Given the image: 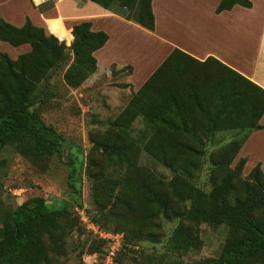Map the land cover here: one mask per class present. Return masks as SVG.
I'll return each instance as SVG.
<instances>
[{
    "label": "trees",
    "instance_id": "obj_1",
    "mask_svg": "<svg viewBox=\"0 0 264 264\" xmlns=\"http://www.w3.org/2000/svg\"><path fill=\"white\" fill-rule=\"evenodd\" d=\"M90 1L153 29L150 0ZM115 3L124 12L113 9ZM234 4L250 7L249 0H218L214 11ZM70 34L71 40L60 38L27 17L20 26L0 18L1 41L28 45L14 58L0 51V149L10 144L33 161L60 156L63 138L42 121L34 105L40 98L34 93L56 69L67 87L76 88L96 69L92 52L107 39L104 31L90 29L87 20L72 24ZM263 112L264 89L211 56L197 60L172 48L91 140L92 151L112 169L108 182L92 179L91 185L96 212L107 210L103 214L111 218L107 231L154 242L155 221L168 214L179 223L167 236L164 252L179 254L198 247L200 222L223 224L226 234L216 257L187 262L172 256L159 264H264V176L258 162L241 176L244 156L230 166L248 134L263 127L258 122ZM136 118L140 125L132 132ZM216 131H230L231 136L207 152V140ZM141 149L172 172L168 180L146 168L138 175ZM203 162L208 164L207 188L195 180ZM67 163L72 165L69 197L74 198L80 162L69 158ZM67 205L66 200L47 204L43 197L31 196L1 211L0 264H61L65 252L60 222ZM87 219L102 230L96 217Z\"/></svg>",
    "mask_w": 264,
    "mask_h": 264
},
{
    "label": "rangeland",
    "instance_id": "obj_2",
    "mask_svg": "<svg viewBox=\"0 0 264 264\" xmlns=\"http://www.w3.org/2000/svg\"><path fill=\"white\" fill-rule=\"evenodd\" d=\"M1 1L3 0H0V4ZM76 2L80 3L79 8L88 3L94 5L86 0H63L55 4L51 10L58 12V15L70 13L71 17H75L79 12H74V8L70 5ZM163 2L162 6H170L168 1L163 0ZM200 2L205 5L215 4L213 0H200ZM185 3L186 5L193 4L197 3V0H183L175 2L173 5ZM94 6L97 8L94 12L98 13L99 10H102L100 6L96 4ZM168 8L169 12L165 15L167 18L157 19V22H162L164 26L163 30L160 29L164 31L166 37L173 36L176 31L183 35L185 5ZM113 9L124 12V9L117 3L114 4ZM84 11L88 12L89 9ZM159 11L161 10L159 9L157 13ZM61 22L63 26L67 27L63 19ZM108 23H110L108 24L109 29H107L108 35L114 32L121 45L117 52L119 56H115L116 59H111L110 54L98 58V65L94 72L76 88H69L63 83L61 70H52L48 80L40 84L34 93L36 98H40V101H35L34 105L42 121L51 125L63 138L60 156L52 155L33 161L17 153L10 144L0 149V212L11 209L21 200L31 196H41L47 204L66 200L68 205L60 222L63 225L65 252L59 257L61 264H103V260L100 259L104 257V254L111 251L115 253L116 250V264H132L133 261L140 264H159L172 256L187 262L216 257L226 234V227L223 224L213 226L206 222H200L198 224L200 242L196 249H189L179 252V254H167L164 252V242L173 227L179 223L177 218L170 217L168 214L160 215L152 230L156 238V241L153 242L144 238L134 239L132 237L127 240L120 231H107L112 227L111 218L103 214L107 210L102 213L96 212L91 198L92 179L96 183L108 182L106 179L112 174V169L99 153L92 151L91 140L93 137H98L108 122L123 108L130 94L147 77L149 74L147 71L154 64H142L141 62L144 51L142 52V49L139 50V48L155 46L154 38L145 34L142 27L126 24L117 26L110 21ZM168 24L171 26L167 27ZM160 25L158 24L159 27H161ZM94 26L106 27L105 24L98 25L97 23H94ZM44 29L48 32L47 28ZM64 44L68 45V43ZM156 47L161 49L165 46L157 45ZM2 49L10 57H14L17 53L28 50V46L13 47L0 41V51ZM145 73L147 74L145 75ZM139 125L140 120L136 118L132 124V132ZM230 136V131L214 132L207 140V152L226 142ZM246 152L245 147L241 146L230 166L239 156H244L245 163L240 171L241 176H245L257 162L264 176V157L249 153V155H245ZM69 158L75 163L80 162L79 193L74 198L69 197L67 184L72 166L67 163ZM89 159L92 160L93 165L88 164L90 161L87 160ZM207 167V162H203L195 177L196 183L203 188H207L205 185ZM137 168H140L141 174L140 171L138 172L140 177L144 174L143 168L152 171L157 178L163 181L168 180L172 175L167 167L157 163L142 149L138 153ZM109 214L111 213L109 212ZM89 216L98 219L97 224L102 227V231L91 227L87 219ZM99 232L112 235L102 238L103 235H99ZM104 235L107 237L106 234ZM100 239L103 240V243H99Z\"/></svg>",
    "mask_w": 264,
    "mask_h": 264
},
{
    "label": "crops",
    "instance_id": "obj_3",
    "mask_svg": "<svg viewBox=\"0 0 264 264\" xmlns=\"http://www.w3.org/2000/svg\"><path fill=\"white\" fill-rule=\"evenodd\" d=\"M61 1L63 0H47L34 6L29 0H3L0 4V18L15 26H20L27 17L32 24L47 28L49 33L60 38L68 37L70 40L72 38L70 26L82 20L89 21L90 29L105 30L104 32L107 34V39L102 46L92 52L97 63L96 67L98 65V58H103L110 54L112 56L110 57L111 59H116L117 57L115 56L118 55L117 52L120 50L121 45L119 38L116 37L117 35H114V32L108 35L109 21L117 26L126 24L134 25V27L138 25V28L142 27L136 22L127 20L107 9L101 8L102 10H99L98 13L94 12L97 8L94 6L95 3L90 0L86 1H90L94 5L89 3L86 5L81 4L83 5L81 8L78 7L80 4L78 2L70 5V7L74 8V12H79L75 17H71L70 13L58 15V12L52 11L51 8ZM165 1H168L170 6H162L163 0H150L153 29L148 30L142 27L145 34L153 37L155 41L154 47L146 48L145 46L144 48H139V50L142 49V52L144 51V54H142V64L154 63L147 71L149 74L172 48H177L197 60H203L207 56H211L264 89V0H249L250 7L234 4L231 8L219 12L214 11L218 0H213L215 4L209 5L201 4L200 0H197V3L188 5L186 3L173 5L175 2L178 3L183 0ZM182 5H185L184 34L182 35L181 32L176 31L173 36L166 37L164 31H162L164 28L163 23L157 22V19L162 20L163 18H167L165 15L169 12L168 7L175 8ZM86 9H89V11L85 12L84 10ZM159 9L161 11L157 13ZM57 16L59 18H56ZM61 19L65 21L67 27L63 26ZM94 23L98 25L105 24L106 27L99 28V26H94ZM158 24H161V27ZM170 26V24L167 25V27ZM2 42L4 43V41ZM20 45L28 46L27 44ZM157 45L165 47L159 49L156 47ZM3 50L2 52H5ZM24 51L26 50L22 52ZM258 122L263 127L251 131L241 146L245 147L247 151L245 155L249 153L264 157V112L261 114Z\"/></svg>",
    "mask_w": 264,
    "mask_h": 264
},
{
    "label": "built area",
    "instance_id": "obj_4",
    "mask_svg": "<svg viewBox=\"0 0 264 264\" xmlns=\"http://www.w3.org/2000/svg\"><path fill=\"white\" fill-rule=\"evenodd\" d=\"M45 1H47V0H29V2L32 5H34V6H37L38 4L43 3ZM81 219H82V216H81ZM88 223L91 224V227H93V228L95 227V230H96L97 227L94 224H92L91 222H88ZM99 231H102V230H99ZM104 234H106L107 237ZM99 235H103L102 238H108L112 234H110V233H104V232H99ZM113 255H114V252H112V251L111 252H107L106 254H104V257L101 258L100 260H103V264H113L114 263L113 262Z\"/></svg>",
    "mask_w": 264,
    "mask_h": 264
}]
</instances>
